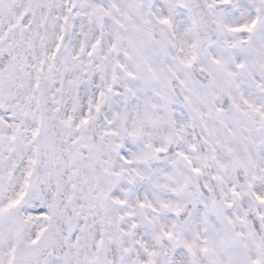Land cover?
<instances>
[{
  "label": "snow or ice",
  "instance_id": "snow-or-ice-1",
  "mask_svg": "<svg viewBox=\"0 0 264 264\" xmlns=\"http://www.w3.org/2000/svg\"><path fill=\"white\" fill-rule=\"evenodd\" d=\"M0 264H264V0H0Z\"/></svg>",
  "mask_w": 264,
  "mask_h": 264
}]
</instances>
